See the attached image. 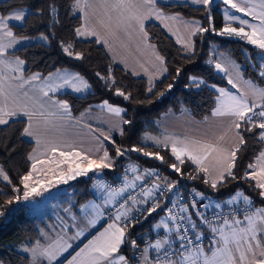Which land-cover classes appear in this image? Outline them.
Segmentation results:
<instances>
[{"label":"snow or ice","instance_id":"snow-or-ice-1","mask_svg":"<svg viewBox=\"0 0 264 264\" xmlns=\"http://www.w3.org/2000/svg\"><path fill=\"white\" fill-rule=\"evenodd\" d=\"M190 2L208 9L213 0ZM222 3L227 6L224 10L226 23L217 34L237 37L254 45L260 50V58L264 61V0H222ZM229 9L244 17H250L256 23L230 15ZM52 11L55 13V8ZM72 11L74 14L80 13L82 21L74 29V36L77 39H92V42L103 45L112 61L123 63L125 69L129 65L126 59L118 60L117 44L124 49L135 45L136 51L144 57V62L137 59L136 64L148 77V93L153 92L154 81L168 71L164 56L151 43L146 31L145 23L148 20H159L176 37V43L182 46L185 54L194 51L193 38L197 34L214 31L211 27H203L200 21H185L179 15H167L158 6V0H73ZM25 17L26 12L21 9L0 12V126L22 120L24 127L21 135L32 138L36 145L28 155L30 168L20 176L19 184H14L3 167H0V184L9 187L12 193L4 201L7 205L42 196L58 184H67L69 180L77 177H86L90 172L99 175L100 170L112 168L115 163L104 143L96 137H93L96 140L95 145L86 149L79 146L82 142L73 139L67 132L69 121L74 120L69 105L54 100L50 95L62 88H70L76 93L85 92L90 87L87 81L78 73L67 71L50 73L47 77L40 73L25 77V61L10 55V49L28 39L17 37L10 22H23ZM208 20L211 25L210 14ZM169 21L183 25L184 34H178L179 28L173 31ZM232 22H238L239 26H232ZM41 39L48 38L42 36ZM61 48L68 57L76 60L84 58V54L76 50L74 42H62ZM208 63H214L218 72L225 73L228 84L236 90L233 94L225 88L211 85L218 93L211 117L219 118V123L224 127L218 133L203 138L146 135L145 144L151 141L157 149L170 151L174 158L171 163L165 160L160 151H146L144 147L137 146H115L116 157L124 156L128 152H139L145 157L167 163L176 173H181L180 166L186 161L191 162L195 165L196 173H202L203 182L212 189H217L218 185L229 178H237L233 169L236 167L237 154L245 144L244 133L259 129L257 137L264 141V87L244 79L239 65L230 61L221 62L218 59L214 62L209 59ZM146 64L151 66V70ZM179 72L180 69H177V75ZM131 74L137 76L140 72L133 66ZM96 75L105 81V85L109 86L110 91H114L115 96L122 97L125 101L132 99L130 92L116 86L111 67L107 76L100 73ZM258 75L264 78V63L260 64ZM189 79V86L192 87L199 88L205 84L204 80L197 77ZM167 87L171 89L172 85ZM98 107L116 118L114 125L121 135L124 134L122 125L132 123L125 118L124 107L109 103L108 100ZM204 120L207 122L209 117ZM101 135L103 141L115 145L110 135ZM125 172H131L133 176L129 178L125 175L124 184L118 189L107 186L102 180L97 181L95 187L104 193L103 204L83 205L81 223H77L76 216L72 215L71 224L61 221L59 231H41L40 238L25 245L21 250L28 255V264H264V207L254 208L251 198L241 191H237L225 202L231 208L228 214L217 213L213 219H208L204 213L196 211L195 215L199 217L200 223L206 224L212 234L207 246L203 244L204 234L197 230V222L193 220L190 212V208H197V198L204 199L203 194L194 191L189 205L176 192L172 206L165 209L164 217L154 225L156 230L163 229L165 235L156 238L154 242L146 240L141 248L135 239L128 236L129 227L140 219L132 213L139 212L147 219V216L161 208V198L172 193L177 185L169 182L167 178L161 179L155 170H141L134 164ZM146 176L156 177V180L148 188L141 187L140 199L131 193L123 200L119 199L129 189L137 188V182H142ZM189 178L196 179L197 176L189 175ZM242 178L254 182L252 186L259 190L260 197L264 199V150L247 165ZM0 195H5L3 189H0ZM149 200L152 201L151 204H148ZM138 204L148 206L140 209L136 207ZM240 205L242 216L237 214L238 209L234 207ZM109 206L113 211L107 227L78 249L71 251L74 243L104 218L102 207ZM203 207L208 208L209 205ZM215 207L219 209L221 205L216 203ZM3 215L4 212L0 211V216ZM73 228L75 231L71 232ZM125 245L135 250L131 259L121 252Z\"/></svg>","mask_w":264,"mask_h":264},{"label":"trees","instance_id":"trees-1","mask_svg":"<svg viewBox=\"0 0 264 264\" xmlns=\"http://www.w3.org/2000/svg\"><path fill=\"white\" fill-rule=\"evenodd\" d=\"M73 0H5L0 2V12L9 9L26 8L31 11L21 25L13 26V32L17 37L46 36L48 44H34L23 47L13 54L25 61V74L38 72L42 75L50 74L59 69H70L82 75L90 84L91 92L85 97L72 94H63L59 98L66 101L74 115H78L88 108L98 109L103 101L124 107L125 118L132 121L130 125H122L124 134L114 135L112 140L115 145L108 144L107 149L115 159L112 169H106L104 176L111 182L123 173V169L129 163H136L142 167L156 169L160 173L175 182L185 183L189 188L198 190L204 197L215 199H227L237 191H241L251 198L254 207H264V199L259 195V190L252 185L254 182L243 179L247 165L255 160V157L263 149L264 141L257 137L259 129L254 132H245V144L237 154L238 159L233 171L236 179H227L217 189L203 182V174H197L195 165L185 162L181 165V173L174 172L167 163L145 157L139 152H128L126 155L116 157L115 146L131 148L133 146L144 147L146 151H160L161 155L169 163L174 161L168 149H157L155 145L142 143V136L147 133H155L157 129L154 122L168 111L180 112L187 109L191 116L202 120L211 115L215 107L217 93L211 88L228 86L226 78L215 71L214 65L208 60L213 59L212 48L226 53L241 67L245 78L250 79L260 87H264V78L258 75L260 64L257 62L259 50L241 40L220 36L217 33L225 26L221 15V3L209 5L208 9L193 7L186 4H165L161 8L166 13H177L188 19L199 20L203 27H211L214 31L197 34L194 39V51L185 54L176 42L158 25L149 23L146 31L150 40L165 58L168 69L166 75L155 82L152 93L147 92L148 80L135 78L125 70L114 64L108 57L104 48L92 41H80L74 36V29L81 24V18L72 11ZM55 8V13L52 9ZM211 16V25L208 16ZM74 42L77 51L84 54L82 60L66 56L61 48L62 42ZM111 67L112 75L116 80V86L132 94L130 101L114 95L109 90L105 81L96 73L107 76ZM177 69H180L177 75ZM190 77H197L205 81V84L196 89L190 85ZM171 84L172 88L168 89ZM163 93V95H160ZM24 123L22 120L10 122L9 125L0 126V167L12 179L14 184H19V178L30 168L28 155L32 152L34 144L27 141L21 135ZM189 175L197 176L190 179ZM94 175L80 177L68 185L74 190V208L93 198ZM5 195H0V264H28V257L19 252V247L29 245L40 238V231L47 221L33 218L24 204L13 203L7 205L4 201L12 193L9 187L0 184ZM168 200L161 202V208L147 216L142 215L138 222L128 229L130 239H135L141 248L145 239L152 234L153 226L157 220L165 214ZM135 250L127 245L121 252L130 259ZM139 255V253H136ZM135 264V262H134Z\"/></svg>","mask_w":264,"mask_h":264},{"label":"crops","instance_id":"crops-1","mask_svg":"<svg viewBox=\"0 0 264 264\" xmlns=\"http://www.w3.org/2000/svg\"><path fill=\"white\" fill-rule=\"evenodd\" d=\"M2 1H5V0H0V2H2ZM217 3H221L220 10H221L222 19L224 21V10H225L226 6L222 3V0H213V3L211 5H214V4H217ZM165 4H186V5L193 6V7H202V5H194V4H192L190 2V0H158V6L160 8H161V5H165ZM21 10H24L26 12L25 19L31 13V11L29 9H26V8H22ZM166 14L167 15H179L185 21H199V20H196V19H188V18H185V17H183V16H181L180 14H177V13H166ZM75 15H78V16L81 17V14L78 13V12L75 13ZM23 22L13 21V22H10V23H11V25L13 27V26L21 25ZM149 23H155L156 25H158L163 31H165L176 42V37L173 36V35H171L169 33V31L164 27V25L159 20H156V19H150V20H148L145 23V28H146V26ZM224 23H226V22L224 21ZM168 24L172 28L173 31H175L177 28H179L180 29V32L178 33L179 35H183L184 34L183 25H181L179 22L173 23V22L169 21ZM232 25L234 26L235 23L232 22ZM41 37L42 36L27 37L28 39L22 40V42L20 44H17L14 49H10L9 50L10 55H12L13 57H18L16 55H14L13 53L15 51L23 48V47H26V46H30V45H34V44H44V45H47L48 44V39L47 40H43V39H41ZM123 39L125 41L127 40L126 37H123ZM78 40H80V41H92V39H89V40L78 39ZM178 45L180 47H182L180 44H178ZM100 46H102L104 48V50L107 53L109 59L112 61L111 55L109 54V52L107 51V49L103 45H100ZM117 50L119 52L118 60L119 59H126L127 62H128L129 68L128 69H125V65L123 63L113 62L112 61L114 64H116L117 66H119L120 68H122L123 70H125L127 73H129L131 76H133L135 78H144V79L148 80L147 75H145L143 73V70L139 68V65L136 64V60L137 59L140 60L141 62H144V57L139 52L136 51V48H135V45L134 44L133 45H130L128 49L120 48L119 45L117 44ZM157 51H158V49H157ZM217 52H218L217 54H219V53L222 54L223 53L225 55H223V57H221V58L215 57V55H214L213 56V61L214 62L219 59V60H221V62H228V61H230V62H232V63H234L236 65H239L234 59H232L226 53L218 50V48H217ZM133 66L136 67L137 71L140 72V75L134 76V75L131 74V67H133ZM145 66L149 67L150 70H151V66L150 65H147L146 64ZM239 67H240V65H239ZM25 69H26V67H25V63H24V65H23V72H24V76L25 77H28V76L34 74V73H32V74L26 75L25 74ZM65 71L72 72V73H78V72H76L74 70H70V69H59V70H56V71H54L52 73H56V72H61L62 73V72H65ZM35 73H38V72H35ZM48 75L49 74L42 75V76L47 77ZM165 75H166V73L163 74L159 79L155 80L154 83L157 82V81H159V80H161ZM220 75L224 76L226 78V80H227V76L225 75V73L220 74ZM243 77H244V75H243ZM244 79L250 80V79H247L245 77H244ZM84 80H86V79L84 78ZM87 83H88V81H87ZM229 86L230 85H228L226 87L228 88ZM241 86L243 87V85H241ZM219 88H221V87H219ZM234 91L236 92L235 89H234ZM90 92H91V87H89V89L87 91L81 92V93L73 92L70 88H62V89H60L59 91H57L55 93H50V95L53 97L54 100L66 102V101L60 99L59 96L60 95H63V94H72V95H75V96H78V97H85ZM69 107H70V105H69ZM70 109H71V107H70ZM71 113H72V117L74 118V120L69 121L70 127L67 129V132H68V134L73 139L82 142L79 146H81V147H83L85 149L88 148V147H90V146L95 145L96 140H94L93 137H96L100 141H102L104 143L105 147L107 148V145L110 144V143H108L107 141H103V136L101 135L102 131L105 132V133H107L108 135H111V136L112 135L113 136L114 135H117V134L114 133L115 130H113V128H112L113 127V123H114L115 120L112 121L110 118H108L107 117L108 113L106 111L102 110L99 107H98L97 110L96 109L88 108V109L83 110L82 112H80L78 115H74L73 112H72V110H71ZM81 114H83V116ZM207 117H209V120L207 122H205L204 119L197 120V119L193 118L191 116V114L189 113V111L187 109H185V108L182 109L180 112L168 111V112L162 114L154 122V126L157 129V131L155 133H153V134L152 133H149V134H152V135H164V134H167V133H176V134L184 133L185 134V133H188L185 130L186 127L200 129V130L202 129L201 132H205V135L202 134V133H200V135H199L200 138H203V136L204 137L205 136H208L211 133L212 134L213 133H218L220 131L221 125H222V124L219 123V118H212L211 115H209ZM77 121H79V122L77 123ZM203 126H204V128H209V127H211V128L208 131H204L203 128H202ZM219 126H220L219 129L212 130V128L219 127ZM99 130H101V132ZM198 132H200V131H198ZM24 138L27 141L33 143L34 144V147L36 146L35 145V141L32 138H28V137H24ZM147 145H153V144H147ZM262 150H264V146H263V149ZM132 164L137 165L138 168L140 169L139 165L136 164V163H134V162L129 163L126 167L128 168ZM109 169H112V168H109ZM105 170L106 169H102V171H103L102 178L101 179H98V180H102L106 184L107 182H111V181L108 179L107 176H104V171ZM91 175H94V173H92ZM127 176L129 178H131L133 176V174L131 172H128ZM124 177H125V174L122 173L119 176V178L116 179L117 182H118V184H119L116 189H118L121 186H123V184H124ZM95 178L97 179V177L94 175V179ZM75 180H73V181H75ZM73 181L71 180L67 184L57 185L56 187L52 188L49 191V192H51V191H57L56 195L55 196H51L50 197V200H49V202L55 208L54 212L45 213L41 217L32 215V214H34V212H33L34 211V208H36V207L39 206L38 203H40L42 201L45 193L42 196L34 197V198L30 199L29 201H21L22 204H24V205L27 206L28 211H29V214L33 218L47 221V224H45V225L42 226L41 231L49 232V233H51L53 231V229L59 231L60 225H61V221H66L69 224L72 223V220H71V216L72 215H75L76 216L77 223H81L79 220H80L81 215H82L81 208H82L83 205L89 204L90 201H93L94 203H96V202H100L101 203V201H102V204H103L104 193L102 192V199L96 197L95 190L97 188L94 185V188H92V190H94L93 191V198L90 201L86 202L85 204L81 205L77 210H75V208H74V203L75 202H74V196H73L74 190L68 188V185L70 183H72ZM140 182L141 181H138L137 184L140 183ZM96 183H97V181H95L93 184H96ZM65 188H67V189H65ZM130 190L131 189H129V191ZM128 192H126V193H128ZM46 193H48V192H46ZM209 198L210 197H207L206 196L200 202V204L202 205L201 206V210L204 211V212L205 211H208V209H210V208L215 207V206H212L210 204ZM206 204L209 205L208 208H204L203 207V205H206ZM224 205H226V204H224ZM224 205H222V206H224ZM147 206L148 205H146V204H138L136 207H138L140 209H143V208H145ZM109 208H110V206L109 207H106V209L103 210V211L105 212ZM66 209L68 211H65ZM190 212H191L192 217H193V215H194L193 214V209L190 208ZM133 213H135V211ZM109 222H111V220L105 222L103 219H101L99 221V223L96 225L95 228L90 229L88 232H86V234H85L84 237H82L80 240H78V241H76L74 243V249L71 250V251H74V250L78 249V247L82 246L83 243H86L88 239H91L99 231H103V229L105 227H107V224ZM197 230L198 231H202L203 234H204V236H207L208 235V232L206 230H204V229H201V230L200 229H197ZM41 231H40V234H41ZM70 231L71 232H74L75 229L73 228ZM153 232H155V231H153ZM156 232H163V230L156 231ZM204 245L207 246L208 245V242H206ZM22 246H25V245H22ZM22 254H24V255H26L28 257V255L26 253L22 252Z\"/></svg>","mask_w":264,"mask_h":264},{"label":"built area","instance_id":"built-area-1","mask_svg":"<svg viewBox=\"0 0 264 264\" xmlns=\"http://www.w3.org/2000/svg\"><path fill=\"white\" fill-rule=\"evenodd\" d=\"M139 167H140V169L141 170H155L158 174H159V177L162 179V178H166V177H164L161 173H160V171H158V170H156V169H150V168H145V167H142V166H140L139 165ZM127 169V167H125L124 169H123V173L125 174V175H127L128 173H126L125 172V170ZM156 180V177H151V176H146L145 177V179L142 181V182H140V183H138L137 184V188H135V189H131L128 193H126V194H124V196L123 197H120L119 199L120 200H123L125 197H127V195L129 194V193H131V195H136L137 196V198L139 199L140 198V196H139V193H140V191H141V187H143V188H148V187H150L151 186V184L153 183V181H155ZM167 180L169 181V182H175V181H171L170 179H168L167 178ZM176 183V185H177V187H176V189H174L173 190V192L172 193H167L166 195H165V197H163V198H161V202L162 201H165V200H168V203H167V207L166 208H168V207H171L172 206V200H174L175 199V193L176 192H179V194L184 198V202L185 203H188L189 205L191 204V200H192V194H193V192L194 191H196V192H199L198 190H196V189H193V188H189L185 183H182V182H175ZM106 185L107 186H109V187H111V188H117L118 187V182H107L106 183ZM201 193V192H200ZM200 202H201V200L199 199V198H197V208L196 209H193V220H195L196 222H197V225H198V229H204V230H206L207 232H208V235L207 236H204V239H203V244H205L206 242H209V240L211 239V232H210V230H209V228L207 227V225L206 224H203V223H200V219H199V217H197L196 215H195V213H196V211L197 210H199L200 212H202V213H204V215L206 216V217H208V219H213L215 216H216V214L217 213H222V214H228L230 211H231V208L226 204V205H224V206H221L219 209H217L216 207H213V208H210V209H208V211H202L201 210V204H200ZM130 203V202H129ZM152 203V201L151 200H149V202H148V204H151ZM242 205H240V206H234V207H237V209H238V211H237V214L238 215H241L242 216V213L239 211V207H241ZM112 208H109L107 211H105L104 213H105V215H104V218H103V220L105 221V222H107V221H110L111 220V214H112ZM132 215L134 216V217H136V216H139V217H141V214L139 213V212H135V213H132ZM163 235H165V233H164V231L163 232H152V234L151 235H149L146 239H145V241L146 240H150V241H153L154 242V240L156 239V238H158V237H160V236H163ZM144 241V242H145ZM177 243V245H178V241L176 242Z\"/></svg>","mask_w":264,"mask_h":264},{"label":"rangeland","instance_id":"rangeland-1","mask_svg":"<svg viewBox=\"0 0 264 264\" xmlns=\"http://www.w3.org/2000/svg\"><path fill=\"white\" fill-rule=\"evenodd\" d=\"M227 7V6H226ZM229 11V14L230 15H236V16H239L241 19H248L251 23H256V21H252L251 20V18L250 17H244L241 13H236L234 10H232V9H229L228 10ZM233 23H235V25H234V27H238L239 26V24H238V22H233ZM233 26V25H232ZM247 30V29H246ZM226 37H228V36H226ZM229 38H232V39H237V40H240L239 38H237V37H229ZM243 42H245V41H243ZM246 43V42H245ZM250 45V44H249ZM251 46H253V47H255L254 45H251ZM256 48V47H255ZM259 50V49H258ZM218 52H217V46H214L213 48H212V51H211V54L214 56L215 55V57H218V58H221V57H223V55H225V54H221V53H219V54H217ZM214 57V58H215ZM258 63L259 64H262V63H264V61H262L261 60V58H260V50H259V52H258ZM213 60V59H212ZM213 65H214V63H213ZM217 73H219V74H223V73H221V72H218L217 70H215ZM203 85H201V87H202ZM201 87H199V88H201ZM194 88H196V87H194ZM199 88H196V89H199ZM212 88V87H211ZM219 88V87H218ZM221 88H225V89H227L228 91H230V92H232L233 94H235L236 92L234 91V89L231 87V85L227 88L226 86L225 87H221ZM212 89H214V88H212ZM215 90V89H214ZM217 95H218V93H217ZM107 117L108 118H110L112 121H114L116 118L115 117H112V116H110L109 114L107 115ZM106 117V118H107ZM224 125H221V128L223 127ZM113 130H115L114 131V133L115 134H119L120 132H119V130L115 127V125H114V123H113ZM203 128V130L204 131H208L211 127H209V128H204V126L202 127ZM220 128V126L219 127H215V128H212V130H217V129H219ZM188 133H181V134H176V133H167V134H164V135H173V136H180V137H184V136H193V137H198V138H200L199 137V135H200V133H202V134H204L205 135V132H201V130L200 129H195V128H189V127H186V129H185ZM190 130V131H189ZM100 132H101V130H99ZM198 131H200V132H198ZM102 133L104 134V135H108L107 133H105V132H103L102 131ZM146 135H151V136H155V137H163L164 135H152V134H149V133H147V134H144L143 136H142V143L143 144H145L144 143V137L146 136ZM212 135V133L211 134H209L208 136H211ZM111 136V135H110ZM113 136V135H112ZM111 136V137H112ZM204 137V136H203ZM147 144H152L151 143V141H148L147 143H146V145ZM91 174L93 173V172H90ZM88 174V176H86V178H88L89 177V175L91 176V174ZM94 175L97 177V179L95 178L94 179V182L95 181H98V179H101L102 178V175H103V171L102 170H100V174L99 175H97V174H95L94 173ZM81 177H85V176H81ZM80 177H77L76 178V180L77 179H79ZM69 181H71V180H69ZM68 181V182H69ZM73 181V180H72ZM58 185H60V184H58ZM94 185H96V184H93L92 185V187H91V189L92 188H94ZM65 189H67V188H65ZM56 190V189H55ZM94 191V190H93ZM56 193H57V191H51V192H48V193H45L44 194V197H43V199H42V201L40 202V203H38V207H36V208H34V214H32V215H34V216H39V217H41L43 214H45V213H48V212H54V210H55V208L52 206V204L49 202V200H50V197L51 196H55L56 195ZM95 194H96V197H98V198H101L102 199V192L100 191V190H98V189H96L95 190ZM234 195V194H233ZM233 195H231L229 198H227V199H221V200H219V199H215V198H209V201H210V204L212 205V206H215V204L216 203H219L221 206L222 205H224V204H226L225 202L227 201V200H229ZM20 204H22L21 202H19ZM89 203H94L93 201H90ZM95 204H101L102 205V201H101V203L100 202H96ZM254 207V206H253ZM111 208V207H110ZM254 208H261V207H254ZM106 209V207H102V209H101V211H103V210H105ZM104 212V211H103ZM81 215V214H80ZM83 215H84V213L82 212V215H81V218L83 217ZM164 215L165 214H163L162 216H160V218L157 220V223L160 221V219L162 218V217H164ZM81 218H80V222H82L81 221ZM160 230H163V229H160ZM160 230H156L155 228H154V226H153V231H160ZM24 246H21V247H19V252H23L21 249L23 248Z\"/></svg>","mask_w":264,"mask_h":264}]
</instances>
